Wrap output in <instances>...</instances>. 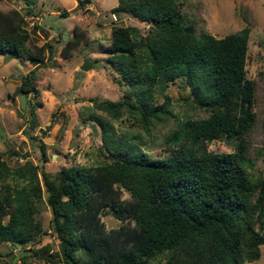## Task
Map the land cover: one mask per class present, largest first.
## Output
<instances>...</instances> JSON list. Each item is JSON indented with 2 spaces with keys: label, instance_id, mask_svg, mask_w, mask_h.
<instances>
[{
  "label": "trees",
  "instance_id": "trees-1",
  "mask_svg": "<svg viewBox=\"0 0 264 264\" xmlns=\"http://www.w3.org/2000/svg\"><path fill=\"white\" fill-rule=\"evenodd\" d=\"M89 1L76 0V6ZM111 12L126 13L147 27H110L109 42L100 46L116 72L115 82L125 88L120 99H103L96 106L112 118L125 113L146 132L153 121L172 117L174 125L163 135L168 151L150 155L137 136H116L112 123L95 114L105 154L99 163L61 165L53 173L40 169V183L37 165L25 160L10 166L0 158V243L39 237L43 228L37 212L45 202L50 232L60 245L52 254L21 247L16 259L11 255L4 264H30L27 249L50 264H242L257 259L264 242V175L249 180L240 165L242 135L254 121V82L244 75L249 25L222 36L196 31L178 0H117ZM21 20L16 9L0 11V54L34 65L19 76L17 90L26 95L37 92L32 77L44 52L52 56V46L27 45ZM84 37L73 24L60 53L67 56ZM174 80L187 85L192 102L208 114L173 113L165 89ZM157 94L163 98L159 103ZM28 109L33 115V105ZM238 137L233 151L205 147L212 139ZM39 147L44 160L41 142ZM121 188L130 199L121 197ZM103 212L132 224L105 229Z\"/></svg>",
  "mask_w": 264,
  "mask_h": 264
},
{
  "label": "rangeland",
  "instance_id": "rangeland-1",
  "mask_svg": "<svg viewBox=\"0 0 264 264\" xmlns=\"http://www.w3.org/2000/svg\"><path fill=\"white\" fill-rule=\"evenodd\" d=\"M116 1L90 0L78 7L76 0H0V11L16 9L22 15L20 24L29 34L25 42L27 45L32 42L52 46V56L46 58L44 52L45 58L37 65L32 77L37 92L31 90L24 94L23 107L19 106L18 99L21 93L17 90L19 76L34 65L28 59L0 55V158L10 166L25 160L37 165L40 183V169L53 173L61 165H89L105 159L100 149L101 129L92 116L95 114L112 123L116 136H137L142 149L150 155L162 156L168 151L169 145L163 142V135L174 125L172 117L153 121L146 132L133 124L132 118L125 117V113L112 118L104 109L96 106L103 99H120L125 88V85L115 82L116 72L106 61L107 53L100 46L109 42L110 27L114 24L135 25L141 31L147 27L145 22L126 13L111 12ZM178 1L183 14L194 23L196 31L204 29L214 36H222L249 25L244 75L254 82L251 105L254 121L242 135L243 157L240 165L249 180L264 175V0ZM64 10H67L65 15L59 14ZM73 24L83 30L86 42L85 37L81 38L78 44L69 49L68 55L63 56L60 49L65 39L71 36ZM85 58L92 62V66L80 69L79 64ZM165 91L169 95L172 112L179 117L208 114V109L192 102L189 87L180 80L169 83ZM162 99V95L157 94L155 103ZM30 105H33V115L29 114ZM40 142L43 144L44 160ZM238 142L239 137L212 139L205 147L214 152H229L238 148ZM121 197L130 199V194L121 188ZM37 217L43 228L40 236L23 244L1 242L0 264L18 253L21 247L37 249L39 254L59 253L58 238L49 229L51 213L45 202L40 204ZM5 219L6 216L2 220ZM100 219L105 229L132 224V220L120 221L109 212H103ZM259 250L257 259L244 260L242 264H264V242L259 245ZM24 253L30 264H50L41 257H33L28 249ZM15 259L14 255L11 260Z\"/></svg>",
  "mask_w": 264,
  "mask_h": 264
},
{
  "label": "water",
  "instance_id": "water-1",
  "mask_svg": "<svg viewBox=\"0 0 264 264\" xmlns=\"http://www.w3.org/2000/svg\"><path fill=\"white\" fill-rule=\"evenodd\" d=\"M63 36H65V35L63 34ZM91 66H92V62H91L89 59H87V58H85V59L79 64V68H80V69H87V68H89V67H91ZM18 99H19V106H20V107H23V105H24V93H23V92L19 93V95H18Z\"/></svg>",
  "mask_w": 264,
  "mask_h": 264
},
{
  "label": "crops",
  "instance_id": "crops-1",
  "mask_svg": "<svg viewBox=\"0 0 264 264\" xmlns=\"http://www.w3.org/2000/svg\"><path fill=\"white\" fill-rule=\"evenodd\" d=\"M1 54H2V53H1ZM1 54H0V55H1Z\"/></svg>",
  "mask_w": 264,
  "mask_h": 264
}]
</instances>
